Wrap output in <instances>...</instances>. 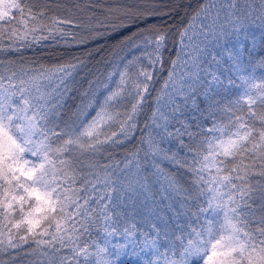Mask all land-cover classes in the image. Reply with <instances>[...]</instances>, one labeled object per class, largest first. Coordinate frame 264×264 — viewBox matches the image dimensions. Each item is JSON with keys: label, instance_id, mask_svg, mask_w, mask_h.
I'll return each mask as SVG.
<instances>
[{"label": "snow or ice", "instance_id": "obj_1", "mask_svg": "<svg viewBox=\"0 0 264 264\" xmlns=\"http://www.w3.org/2000/svg\"><path fill=\"white\" fill-rule=\"evenodd\" d=\"M76 9L0 0V255L264 264V0H202L175 30L145 26L155 9L135 2L103 18ZM100 29L130 35L70 109L84 61L6 58L86 44ZM189 101L195 131L180 119ZM173 140L176 151L164 147Z\"/></svg>", "mask_w": 264, "mask_h": 264}, {"label": "trees", "instance_id": "obj_2", "mask_svg": "<svg viewBox=\"0 0 264 264\" xmlns=\"http://www.w3.org/2000/svg\"><path fill=\"white\" fill-rule=\"evenodd\" d=\"M130 2L144 5L148 9H155V14L148 18L145 26L157 27L161 30H175L179 29L182 24L188 22V19L199 7L202 0H92L93 6H87L86 0H52V8L56 13L67 15L68 9L77 11L76 4L79 3L81 7H88L89 11L95 12L97 17L103 18L105 8L124 5ZM77 15L82 14L77 12ZM100 32L103 34L99 36L89 34V39L86 44L72 43L71 46H67L64 44L51 45V42H44L48 46L34 47L23 51L20 56L12 55L6 58L15 60L23 59L26 63L36 64H52L74 58L84 61V66L79 70V74L76 77L74 91L68 98V108L70 109L73 105L80 103L81 94L89 89L88 81L104 78V75L109 70L107 62L111 59V53L118 51L121 42L127 35H130V31L125 29L115 31L111 29L107 31L100 29ZM169 49H171V44L169 45ZM165 59H168L167 52L165 53ZM207 103L208 101L205 100L203 95L197 100L201 111L207 106ZM181 110L183 116L180 119L187 120L192 125V130L195 131V124L199 119V113L195 110V106L189 101L188 107L185 108L182 105ZM194 116L197 117L196 120L193 119ZM143 123L144 119L142 118L141 124ZM175 126L179 127L180 125L176 124ZM184 139L187 141V137ZM169 146L172 147L173 151H176L179 147V141L173 140L171 145H164L165 148ZM133 150L134 145H128L127 148L118 150L116 158L123 159V156L127 152ZM182 151H186V149ZM160 166L164 172L169 174L176 172L175 167L166 160L160 161ZM0 261L4 262V264H13L12 257L8 255H0ZM14 264H26V258L21 255L15 260Z\"/></svg>", "mask_w": 264, "mask_h": 264}, {"label": "rangeland", "instance_id": "obj_3", "mask_svg": "<svg viewBox=\"0 0 264 264\" xmlns=\"http://www.w3.org/2000/svg\"><path fill=\"white\" fill-rule=\"evenodd\" d=\"M257 35H259V33L257 32ZM161 167V166H160ZM161 169H162V167H161ZM163 170V169H162ZM164 171V170H163ZM150 179H153L152 177H150ZM154 191H155V189H153ZM125 259H127V258H125ZM133 259H135V258H133Z\"/></svg>", "mask_w": 264, "mask_h": 264}]
</instances>
